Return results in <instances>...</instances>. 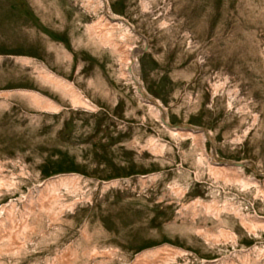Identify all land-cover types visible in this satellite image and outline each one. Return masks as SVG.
Segmentation results:
<instances>
[{"label":"rangeland","instance_id":"1","mask_svg":"<svg viewBox=\"0 0 264 264\" xmlns=\"http://www.w3.org/2000/svg\"><path fill=\"white\" fill-rule=\"evenodd\" d=\"M106 2L0 0V264H264V0Z\"/></svg>","mask_w":264,"mask_h":264},{"label":"water","instance_id":"2","mask_svg":"<svg viewBox=\"0 0 264 264\" xmlns=\"http://www.w3.org/2000/svg\"><path fill=\"white\" fill-rule=\"evenodd\" d=\"M102 1L103 3V6L104 7H107V2L106 0H100ZM111 21H114V22H119L123 25H126L128 26L129 28H131V25L124 19H111ZM147 50V47H145L142 52H145ZM135 85L137 86L136 88V91L137 93H139V95L145 99H147L148 103H150L151 105L157 107V109H159L160 111L162 110L160 105L153 101L152 99L148 98L146 95H145V92L143 93V88H142V85L141 83H139L137 80H133ZM160 121L161 123L170 131H174V132H188V133H203L204 135H207V131L205 130H202V129H197L195 127H192V126H189V125H183V124H170L167 122L166 118H165V115L162 114L161 117H160ZM219 163L221 165H226V166H233V167H237V168H245L247 167L248 163L246 162H233V161H227V160H220ZM258 174V173H257ZM263 176V179H264V175Z\"/></svg>","mask_w":264,"mask_h":264},{"label":"bare ground","instance_id":"3","mask_svg":"<svg viewBox=\"0 0 264 264\" xmlns=\"http://www.w3.org/2000/svg\"><path fill=\"white\" fill-rule=\"evenodd\" d=\"M99 5L100 6H103L102 1H100V0H99ZM105 14H106V16H107V18L109 20H111V19H117L113 15H110V13H109V11H108L107 8H106ZM123 55H124L123 56V59H124V61H123V63H124L123 67L125 69H123L122 74L125 77L129 78V80L131 81V83H133V85L135 87V90H136L137 86L135 85V83H134L133 80H137L139 83H140V80H139V78L137 77V75L135 73L136 60H135V56H134V51L130 47H125L124 50H123ZM44 73H45V75H48V77H50V81L53 84H59V81L60 80H58L57 77L55 78V76H53L48 69H45L44 70ZM142 92L144 93V90ZM151 108H152V110H153L156 118L157 119H160L161 115H160V112L157 109V107H155V106L152 105ZM171 132H173L174 134L183 133V132H174V131H171ZM63 180H65V179L63 178ZM139 259H140V257H139Z\"/></svg>","mask_w":264,"mask_h":264}]
</instances>
